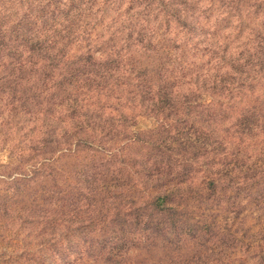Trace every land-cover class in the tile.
<instances>
[{"label": "trees", "instance_id": "obj_1", "mask_svg": "<svg viewBox=\"0 0 264 264\" xmlns=\"http://www.w3.org/2000/svg\"><path fill=\"white\" fill-rule=\"evenodd\" d=\"M205 3L0 0V143L14 134L22 141L43 124L45 146L53 149L56 115L67 109L68 117H83L103 131L102 141L118 146L108 159L76 168L74 212L85 200L89 207L104 206L102 198L86 197L82 189L92 191L113 166V184L126 185L129 173L143 182V193L118 191L107 212L72 225L76 233L93 234L86 246L90 258L98 248L102 262L111 264L121 251L140 249L141 237L155 231L160 216L175 222L190 212H223L231 193L249 184L253 169L246 164V144L264 137V41L251 40L244 31L237 41H223L225 36L202 27L201 19H210ZM170 32L187 36L169 44L175 56L202 52L194 67L165 52L161 41ZM226 36L232 39L234 33ZM154 59L156 65L149 66ZM109 109L118 117L105 118ZM180 109L196 111L194 120L175 135L150 141L158 144L156 154L141 161L125 155L121 141L140 137L135 128L141 112ZM182 136L193 145L200 142V169L169 141L175 144ZM78 147L91 150V138L81 136ZM201 169L200 187L187 193L176 187Z\"/></svg>", "mask_w": 264, "mask_h": 264}, {"label": "rangeland", "instance_id": "obj_2", "mask_svg": "<svg viewBox=\"0 0 264 264\" xmlns=\"http://www.w3.org/2000/svg\"><path fill=\"white\" fill-rule=\"evenodd\" d=\"M204 1L210 19L202 18V27L216 30L225 36L222 40L227 42L237 41L240 31H244L251 40L256 38L259 42L264 41V0ZM174 27L171 28L176 31ZM162 28L167 26L163 24ZM231 32L234 36L229 39L226 35ZM186 37L180 32H170L162 38V46L167 54L170 52V59L176 63L194 67L196 55L199 59L202 52L191 50L190 55H184L183 59V56H175L169 45ZM239 40L246 41L245 37ZM163 55L166 56L165 53ZM185 60L189 62L184 63ZM156 62L154 59L147 64L155 66ZM196 113L183 109L172 112L166 110L160 115L152 111L141 112L135 128L140 137L134 143L120 144L125 147V155L139 161L153 156L158 152L155 149L158 144L150 141L177 133L178 128H184L194 120ZM262 138V141L247 142L249 161L246 164L253 169L250 171L251 178L247 186L231 193L230 203L224 207V213L215 211L201 216L190 212L185 219L175 222L160 216L155 231L141 237L140 249L126 254L121 251L112 258L114 262L111 264H264ZM146 140L149 142L146 143ZM174 140L169 141L181 151L183 159L189 160V165L194 169H200V142L196 141V145H193L188 142L187 136L176 140L175 144ZM41 175H44L41 169H33L31 176L26 173L14 176L0 167V264H110L102 262L98 248L93 249L90 258L86 246L93 234L76 233L71 229L72 226L59 239L42 241L43 247L33 249L28 246L31 242L26 241L22 234L30 236L42 223L45 225L44 230H56L54 220L43 218L42 205L56 203L65 214L74 212L75 189L70 186L61 188L55 182H40L37 178ZM17 248L21 250L16 251Z\"/></svg>", "mask_w": 264, "mask_h": 264}, {"label": "clouds", "instance_id": "obj_3", "mask_svg": "<svg viewBox=\"0 0 264 264\" xmlns=\"http://www.w3.org/2000/svg\"><path fill=\"white\" fill-rule=\"evenodd\" d=\"M107 35L101 39H107ZM109 115L116 118L118 117V111L109 109L105 114V118ZM55 120L56 144L53 149L49 150L45 146L44 139L47 131L46 126L42 124L34 132L29 133L22 141L19 136L14 134L0 146V167L12 172L14 176L22 173L31 176L33 169H41L44 175L39 176L37 178L38 181L45 183L55 182L61 188L69 186L75 187L76 181L74 173L76 168L92 160H106L117 150V145L102 141L101 138L104 133L99 127H90L85 124L83 117H68L67 109L58 112ZM31 127L32 125L29 124L23 129V132H28V129ZM82 127L83 131H81ZM83 135H88L91 138L92 148L89 151H82L78 147V140ZM114 171L115 166L98 180L96 187L92 191H89L87 188L82 189L86 197H95L98 202L102 198L104 202L103 207H98V204H93L89 207L85 200L82 201L78 211L65 214L56 203L42 205L43 218L45 220H54L56 230L55 232L44 230L45 225L42 223L30 236L22 234L26 241L31 242L28 246L33 249L43 247L44 244L41 243L42 241L59 239L69 226L81 220L89 221L94 219L100 211L107 212V203L111 201L113 194L118 191L134 190L140 193L145 191L143 182L131 173L128 174L129 180L126 185L117 186L113 184L111 182V176ZM203 177L204 170L201 169L193 178L183 181L176 187L180 191L187 193L200 187ZM12 250L9 249V251ZM19 250L21 249H16V251Z\"/></svg>", "mask_w": 264, "mask_h": 264}]
</instances>
